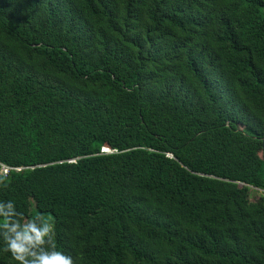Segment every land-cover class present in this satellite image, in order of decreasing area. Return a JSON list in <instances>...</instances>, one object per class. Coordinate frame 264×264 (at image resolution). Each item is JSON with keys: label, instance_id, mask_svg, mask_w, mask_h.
Masks as SVG:
<instances>
[{"label": "trees", "instance_id": "16d2710c", "mask_svg": "<svg viewBox=\"0 0 264 264\" xmlns=\"http://www.w3.org/2000/svg\"><path fill=\"white\" fill-rule=\"evenodd\" d=\"M263 137L264 0H0V201L75 264H264Z\"/></svg>", "mask_w": 264, "mask_h": 264}, {"label": "clouds", "instance_id": "9594fccd", "mask_svg": "<svg viewBox=\"0 0 264 264\" xmlns=\"http://www.w3.org/2000/svg\"><path fill=\"white\" fill-rule=\"evenodd\" d=\"M106 148L103 150L108 151ZM8 186L9 178L0 175V187ZM0 238L4 251L17 264H75L71 255L58 249L51 217L40 214L27 218L12 200L0 201Z\"/></svg>", "mask_w": 264, "mask_h": 264}, {"label": "rangeland", "instance_id": "374dc122", "mask_svg": "<svg viewBox=\"0 0 264 264\" xmlns=\"http://www.w3.org/2000/svg\"><path fill=\"white\" fill-rule=\"evenodd\" d=\"M261 192H264L263 189H259ZM254 194V195H253ZM258 196L257 192H252V197L256 198Z\"/></svg>", "mask_w": 264, "mask_h": 264}, {"label": "water", "instance_id": "95a60500", "mask_svg": "<svg viewBox=\"0 0 264 264\" xmlns=\"http://www.w3.org/2000/svg\"><path fill=\"white\" fill-rule=\"evenodd\" d=\"M263 147H264V137H263ZM108 151H112L110 148H106Z\"/></svg>", "mask_w": 264, "mask_h": 264}]
</instances>
